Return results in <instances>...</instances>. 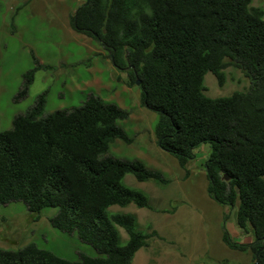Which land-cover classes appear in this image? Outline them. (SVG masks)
Instances as JSON below:
<instances>
[{"label":"trees","instance_id":"trees-1","mask_svg":"<svg viewBox=\"0 0 264 264\" xmlns=\"http://www.w3.org/2000/svg\"><path fill=\"white\" fill-rule=\"evenodd\" d=\"M252 2L89 0L71 22L107 48L131 83L140 80L143 105L159 115L158 144L181 167L196 157L198 146L210 145L208 193L237 208V226L253 233L247 243L227 231L223 239L234 249L252 250L254 264H264V8ZM36 63L24 73L18 98L27 95L42 67ZM230 66L250 79L249 89L206 95L205 75L211 71L223 86ZM46 103L44 92L0 132V205L23 201L35 221L44 209L57 208L52 226L76 233L101 255L70 260L31 242L17 250L0 248V264H133L158 232L140 229L134 213L109 208H154L146 192L125 184L128 174L139 181L170 180L141 159L109 155L115 140L133 141L120 124L130 116L127 109L96 93L77 107L48 114ZM118 226L128 234L124 244Z\"/></svg>","mask_w":264,"mask_h":264},{"label":"rangeland","instance_id":"rangeland-1","mask_svg":"<svg viewBox=\"0 0 264 264\" xmlns=\"http://www.w3.org/2000/svg\"><path fill=\"white\" fill-rule=\"evenodd\" d=\"M40 3L39 29H30L35 26L38 16L26 20V14L31 13L27 6L20 10L23 17L18 22L20 26L24 24L26 27L9 37V25L7 22L5 25V20L2 21L5 4L0 1V41L4 37L9 41L7 49L1 47L3 52L0 57V132L11 128L13 118L25 113L44 92H47L45 114L77 107L91 93L117 103L130 112V116L121 120L120 124L133 141L127 143L121 139L115 140L109 155L141 159L147 166L162 171L170 180L168 184L154 180L139 181L133 174H128L124 179L125 184L146 192L154 208H139L134 203L109 208L111 213H134L138 217L140 229L158 232V235L148 239L147 246L137 251L133 264H254L252 250L234 249L223 239L227 231L233 240L247 243L253 240V233L237 226V208L218 203L208 193L206 160L211 152L210 145L198 146L195 149L196 157L185 168L181 167L176 157L159 146L155 134L159 115L143 105L140 84L138 81L131 83L128 70H113L106 66L101 84L77 90L75 85L80 80L92 83L98 78V74L88 70L89 60L84 61L88 48L71 40L62 21L66 11L63 2L59 4V1L47 3L39 0ZM252 5L264 8V0H253ZM57 12L61 19L55 17ZM42 13L46 14V19ZM32 37L39 39L36 55L44 65L36 70L27 95L18 98L24 82V78L19 75L37 66L33 54L21 50L23 42ZM91 60L104 61L99 56H92ZM225 72L226 83L223 86L219 85L211 71L205 75L206 95L223 97L249 89L251 81L240 69L230 66ZM164 209L169 211L164 212ZM56 211L57 208H46L41 219L35 221L23 201L0 205V248L17 250L35 242L70 260H79L82 254L100 256L93 246L80 240L76 233L52 226L50 218ZM118 227L124 244L128 234L124 228Z\"/></svg>","mask_w":264,"mask_h":264},{"label":"crops","instance_id":"crops-1","mask_svg":"<svg viewBox=\"0 0 264 264\" xmlns=\"http://www.w3.org/2000/svg\"><path fill=\"white\" fill-rule=\"evenodd\" d=\"M0 1H3L5 4L4 19L2 17V21L5 20L4 21L5 25H6V22L9 25L8 26L9 31H8L7 36L12 37L18 34L21 30H23L24 27H26L24 24L21 25L22 26L21 27L18 22H20L23 17V15L20 13V10H22V8L27 7V6L29 7L28 11H30L31 13L26 14L25 16L26 20L31 19L33 17L36 18V16H38L36 18L35 26L30 29H34V30L39 29V10H42V8L40 7L41 3L39 4V0H0ZM45 1L47 3H53L54 1H59V4L63 2L62 4L64 7V10H66L63 14V20H62L64 23V26L65 28H67L68 34L71 36V40L76 41V42L78 41L80 44H82L83 47L86 46L88 48L87 53H86L87 57L84 58V61L89 60L88 66H87L88 70L90 72L98 74V78L96 79L97 81H94L95 83L94 82L89 83L88 82L89 80H85V81L80 80L77 83V85H75L76 89L77 90L84 89V88L90 87L92 84H101L102 83L101 77L103 76V72L105 70L104 67L108 66L110 68H113V70H115L117 67L113 64L109 51L101 42H99L98 40L94 39L93 37L89 35L77 32V30H75L74 27L72 26V22H71V17L73 14H75L78 7L86 3L88 0H45ZM68 1H71V2L66 3ZM9 13L11 14V18H10ZM42 17L44 19L47 18L45 13H42ZM55 17L56 18L59 17L61 19V16L58 14V12L57 14H55ZM37 43H39L38 38H35V37L28 38L25 42H23L24 46L22 47L21 50L23 52H28L30 54H33L34 60L36 61L38 60V62L43 66L44 64H42L41 61H39V57L36 55ZM1 47H4L5 49L9 47V41H7L6 37H4L3 40L0 41V57H2V52H3ZM92 56H99L104 61L102 63H100V61L93 62L91 60ZM37 70H39V68ZM23 74L24 72L21 73L19 77L22 78ZM69 84H72V83H69Z\"/></svg>","mask_w":264,"mask_h":264},{"label":"water","instance_id":"water-1","mask_svg":"<svg viewBox=\"0 0 264 264\" xmlns=\"http://www.w3.org/2000/svg\"><path fill=\"white\" fill-rule=\"evenodd\" d=\"M138 83L140 84V80H138ZM226 179L228 180L229 179V176H226ZM258 257H259V252L256 255L257 260H258ZM255 264H258V261H256Z\"/></svg>","mask_w":264,"mask_h":264}]
</instances>
